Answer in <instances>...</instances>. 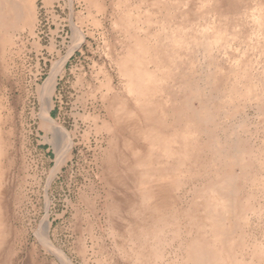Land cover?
<instances>
[{
  "label": "rangeland",
  "instance_id": "rangeland-1",
  "mask_svg": "<svg viewBox=\"0 0 264 264\" xmlns=\"http://www.w3.org/2000/svg\"><path fill=\"white\" fill-rule=\"evenodd\" d=\"M90 1L0 0V264H264V0Z\"/></svg>",
  "mask_w": 264,
  "mask_h": 264
},
{
  "label": "bare ground",
  "instance_id": "bare-ground-1",
  "mask_svg": "<svg viewBox=\"0 0 264 264\" xmlns=\"http://www.w3.org/2000/svg\"><path fill=\"white\" fill-rule=\"evenodd\" d=\"M92 1V0H91ZM90 1V2H91ZM93 1H95V0H93ZM127 1V0H126ZM149 1V0H148ZM187 1V0H186ZM186 1H184V2H186ZM190 1V0H189ZM195 1V0H194ZM203 1V0H202ZM202 1H201V3H202ZM204 1H206V0H204ZM203 1V2H204ZM208 1V0H207ZM207 1H206V3L205 4H207ZM212 1H214V0H212ZM221 1V0H220ZM219 1V2H220ZM22 2V1H21ZM28 2V1H27ZM168 2V1H167ZM210 2V0L208 1V3ZM13 3V2H12ZM172 3V2H171ZM187 3H188V1H187ZM203 3V4H204ZM212 3V2H211ZM214 3V2H213ZM221 3V2H220ZM97 4V3H96ZM180 4H182V3H180ZM180 4H178V5H180ZM216 4H218L217 2H216ZM216 4H215V6H216ZM222 4V3H221ZM225 4V3H224ZM153 5V4H152ZM163 5V4H162ZM175 5H177L176 3H175ZM174 5V6H175ZM209 5V4H208ZM29 6V5H28ZM94 6V5H93ZM151 6V5H150ZM167 6V5H166ZM193 6H196L195 4L193 5ZM202 5H200V7H201ZM97 7V6H96ZM170 7V6H169ZM181 7V6H180ZM184 7V6H183ZM197 7H199V6H197ZM199 7V8H200ZM211 7V6H210ZM201 8H203V7H201ZM200 8V9H201ZM213 8V7H212ZM221 8V7H220ZM141 9V8H140ZM172 10H174L173 8H171ZM176 9H178V6H177V8ZM192 9V8H191ZM215 11H216V9L215 8H213ZM264 9V8H263ZM99 10V9H98ZM97 10V11H98ZM130 10V9H129ZM179 10V9H178ZM186 10V9H185ZM138 11V10H137ZM213 11V10H212ZM17 12H18V10H17ZM130 12V11H129ZM171 12V11H170ZM132 12H130V14H131ZM135 13V12H134ZM158 13V12H157ZM214 13V11L212 12V14ZM219 13H220V11H219ZM226 13V12H225ZM176 14H177V12H176ZM202 14H203V12H202ZM206 14V13H205ZM221 14V13H220ZM187 15V14H186ZM194 15V14H193ZM136 16V15H135ZM163 16V15H162ZM175 16V15H174ZM225 16H227V15H225ZM225 16H222V18H224ZM33 17V16H32ZM164 17V16H163ZM183 17H185L184 16V14H183ZM175 18V17H174ZM193 18V17H192ZM194 18H196V17H194ZM193 18V19H194ZM214 18V17H213ZM219 18H220V16H219ZM218 18V19H219ZM126 19H128V18H126ZM132 19V18H131ZM140 19V18H139ZM142 19V18H141ZM146 19V18H145ZM180 19V18H179ZM183 19V18H182ZM186 19V18H185ZM193 19H191V20H193ZM201 19V18H200ZM211 19H212V16H211ZM198 20V19H197ZM213 20V19H212ZM220 20V19H219ZM218 20V21H219ZM227 20V19H226ZM118 21V20H117ZM122 21V20H121ZM129 21V20H128ZM176 21H177V19H176ZM185 21V20H184ZM189 21V20H188ZM120 22V21H119ZM127 22V21H126ZM143 22V21H142ZM178 22H180V21H178ZM216 22H217V20H216ZM140 23V22H139ZM185 23V22H184ZM183 23V25H185ZM189 23V22H188ZM198 23V22H197ZM203 23V22H202ZM214 23V22H213ZM213 23H210V24H213ZM118 24V23H117ZM179 24V23H178ZM194 24V23H193ZM214 24H216V23H214ZM218 24H219V22H218ZM218 24H216L215 26L217 27V28H215V29H219L218 27H220ZM122 25V24H121ZM120 25V26H121ZM140 25V24H139ZM168 25V24H167ZM207 25V24H206ZM141 26V25H140ZM143 26V25H142ZM192 26V25H191ZM196 26V25H195ZM213 26L214 25H212V28H213ZM115 27H117V26H115ZM119 27V26H118ZM123 27V26H122ZM167 27V26H166ZM178 27H179V25H178ZM189 27V26H188ZM199 27H201V26H199ZM225 27H226V25H225ZM184 28H185V26H184ZM196 28H198L197 26H196ZM202 29H203V27H201ZM200 28V29H201ZM206 28H207V26H206ZM209 28V27H208ZM208 28H207V30H202V31H204V32H206V31H208ZM2 29V28H1ZM163 29V28H162ZM214 28L213 29H210L211 31L213 30L214 32L216 31ZM225 29H227V27L225 28ZM225 29H223L224 31H225ZM165 30V29H164ZM186 30H187V28H186ZM220 30V29H219ZM161 31V30H160ZM197 31L198 30H196V32L195 31H190V32H195L194 33V37H195V40H196V38H198V39H200L199 37H197V36H195V34L197 33ZM200 32V34H202L203 35V32ZM212 31V32H213ZM224 31H223V33H224ZM119 32V31H118ZM213 32V33H214ZM225 32H227V31H225ZM123 33V32H122ZM128 33H129V31H128ZM198 33H199V31H198ZM223 33H221L222 35L221 36H225V33H224V35H223ZM215 34H216V32L214 33V34H212L213 36H215ZM217 34H219L218 33V31H217ZM127 35V34H126ZM168 35V34H167ZM193 34H191V36H192ZM201 35V36H202ZM206 35H208L207 33H206ZM211 35V32H209V36ZM211 35V37H213ZM125 36V35H124ZM123 36V37H124ZM128 36H129V34H128ZM188 36V35H187ZM190 36V37H191ZM220 36V34H219V37H221ZM230 35H228L227 37H229ZM193 37V36H192ZM191 37V38H192ZM203 37V36H202ZM210 37V38H211ZM233 37H234V35H233ZM121 38V37H120ZM165 38V37H164ZM167 38H168V36H167ZM190 38V39H191ZM226 38V37H225ZM224 38V39H225ZM116 39V38H115ZM117 39H119V38H117ZM194 39V38H193ZM197 39V40H198ZM207 40H209L208 38H206ZM206 39H205V42L204 43H206ZM215 39V38H214ZM213 39V40H214ZM222 40H224L223 39V37L221 38ZM227 39V38H226ZM114 40V39H113ZM122 40V39H121ZM128 40V39H127ZM132 40V39H131ZM138 40H139V38H138ZM168 40V39H167ZM178 40V39H177ZM194 40V41H195ZM200 40H202V39H200ZM199 40V41H200ZM220 40V39H219ZM165 41V40H164ZM183 41V40H182ZM187 41V40H186ZM119 42V41H118ZM121 42V41H120ZM129 42V41H128ZM141 42H142V40H141ZM144 42V41H143ZM170 42V41H169ZM196 42V41H195ZM194 42V43H195ZM201 42V41H200ZM213 42H216V39L213 41ZM217 42H219L218 40H217ZM216 42V43H217ZM117 43V42H116ZM124 43V42H123ZM151 43V42H150ZM180 43V42H179ZM196 43H198V41L196 42ZM195 43V44H196ZM115 44V43H114ZM113 44V45H114ZM129 44V43H128ZM174 44V43H173ZM178 44V43H177ZM182 44V43H181ZM189 44V43H188ZM124 45V44H123ZM132 45V44H131ZM135 45V44H134ZM205 45H207V44H205ZM127 46H129V45H127ZM146 46V45H145ZM166 46V45H165ZM164 46V47H165ZM174 47V46H173ZM176 47V46H175ZM181 48H182V45L180 46ZM124 48V47H123ZM134 48V47H133ZM139 48V47H138ZM145 48V47H144ZM206 47H204V50H206L205 49ZM112 49H113V46H112ZM119 49V48H118ZM183 49V48H182ZM174 50V49H173ZM114 51V50H113ZM120 51V50H119ZM132 51V50H131ZM130 51V52H131ZM140 51V50H139ZM169 51V50H168ZM171 51V50H170ZM210 51V50H209ZM116 52V51H115ZM114 52V53H115ZM174 52V51H173ZM203 52V51H202ZM205 52V51H204ZM110 53V52H109ZM138 53V52H137ZM167 53V52H166ZM180 53V52H179ZM183 53V52H182ZM117 54V53H116ZM128 54V53H127ZM184 54V53H183ZM124 55V54H123ZM122 55V56H123ZM140 55V54H139ZM142 55V54H141ZM147 55H148V52H147ZM177 55V54H176ZM224 55V54H223ZM125 57V56H124ZM127 57V56H126ZM125 57V58H126ZM131 57V56H130ZM146 57V56H145ZM170 57V56H169ZM186 57V56H185ZM116 58V57H115ZM150 58V57H149ZM167 58H168V56H167ZM174 58V57H173ZM203 58V57H202ZM229 58V57H228ZM127 59V58H126ZM133 59V58H132ZM141 59H143V58H141ZM175 59V58H174ZM239 59V58H238ZM115 60V59H114ZM131 60V59H130ZM135 60V59H134ZM133 60V61H134ZM166 61V60H165ZM168 61V60H167ZM228 61V60H227ZM250 61V60H249ZM214 62V61H213ZM218 62V61H217ZM231 62H232V60H231ZM167 63V62H166ZM184 63V62H183ZM227 63V62H226ZM171 64V63H170ZM59 66V68L62 66V65H60V64H58ZM133 66V65H132ZM173 66V65H172ZM137 67V66H136ZM167 67V66H166ZM178 67H180V66H178ZM59 68H52V70L50 71V74L48 75V77L46 78V80L44 81V84H43V86H42V89H43V92H44V96L42 97L43 99V102H42V106H43V111H44V118L43 119H45L46 120V122H48L50 125H51V129H52V133H53V130H57L56 131V133L60 130L61 131V126H60V124L54 119V118H52V116H51V114H50V111H51V109H52V102H51V99H50V94H51V92L53 91V89H54V87H55V82H56V75H57V72H58V70H59ZM221 68V67H220ZM136 69V68H135ZM173 69V68H172ZM176 69V68H175ZM179 69V68H178ZM112 70V69H111ZM139 70H137L136 72H138ZM143 71V70H142ZM169 71V70H168ZM170 72V71H169ZM175 72V71H174ZM253 72V71H252ZM139 73V72H138ZM146 73V72H145ZM177 73V72H176ZM218 73V72H217ZM109 74V73H108ZM171 74V73H170ZM112 75V74H111ZM111 75H109V76H111ZM113 76V75H112ZM149 75H145V74H143V75H141V77H138V79L141 81V82H146L148 79H149V77H148ZM172 76V75H171ZM119 77V76H118ZM124 78V77H123ZM155 79V78H154ZM116 80V79H115ZM121 80H122V78H121ZM222 80V79H221ZM114 81V80H113ZM117 81V80H116ZM123 81V80H122ZM119 82V81H118ZM121 82V81H120ZM155 83H159L158 81L157 82H155ZM123 84V83H122ZM182 84V83H181ZM151 86V85H150ZM112 88H113V86H112ZM152 89V88H151ZM177 89V88H176ZM41 90V89H40ZM111 90V89H110ZM124 90V89H123ZM142 89H140V91H141ZM103 91V90H102ZM109 91V90H108ZM113 91V90H112ZM150 91V90H149ZM145 92V91H144ZM102 93V92H101ZM113 93V92H112ZM115 93V92H114ZM154 93V92H153ZM219 93V92H218ZM140 94H141V92H140ZM151 94V93H150ZM157 94V93H156ZM181 94V93H180ZM184 94H185V92H184ZM196 94H198V93H196ZM195 94V95H196ZM221 94V93H220ZM223 94V93H222ZM107 95H109V94H107ZM116 95V94H115ZM124 95V94H123ZM234 96H236V95H234ZM108 97H110V96H108ZM150 97H151V95H150ZM160 97V96H159ZM187 97V96H186ZM102 98V97H101ZM105 98V97H104ZM125 98V97H124ZM126 98H127V96H126ZM126 98H125V100H126ZM196 98V97H195ZM210 98V97H209ZM219 98V97H218ZM217 98V99H218ZM241 98V97H240ZM143 99V98H142ZM147 99V98H146ZM151 99H152V97H151ZM230 99V98H229ZM110 100V99H109ZM181 100V99H180ZM203 100V98L201 99V101ZM208 100V99H207ZM214 100V99H213ZM104 101H106V100H104ZM197 101H199L198 99H197ZM204 101H206V100H204ZM209 101V100H208ZM221 101V100H220ZM231 101V100H230ZM109 102V101H108ZM123 102V101H122ZM125 102V101H124ZM110 103V102H109ZM129 103V102H128ZM200 103V102H199ZM115 104V103H114ZM220 104V103H219ZM227 104V103H226ZM154 105V104H153ZM157 105V104H156ZM186 105H188V104H186ZM191 105H192V103H191ZM197 105V104H196ZM213 105V104H212ZM208 107V106H207ZM213 108V107H212ZM237 108V107H236ZM151 109H153L152 107H151ZM182 109V108H181ZM189 109V108H188ZM220 109V108H219ZM222 109V108H221ZM137 110V109H136ZM135 110V111H136ZM190 110V109H189ZM205 110V109H204ZM148 111V110H147ZM184 111V110H183ZM153 112V111H152ZM216 112V111H215ZM214 112V113H215ZM260 112V111H259ZM200 113V112H199ZM202 113H203V111H202ZM212 113V112H211ZM221 113V112H220ZM136 114V113H135ZM145 114V113H144ZM157 114V113H156ZM189 114V113H188ZM194 115V114H193ZM210 115V114H209ZM151 116V115H150ZM251 116V115H250ZM257 116V115H256ZM163 117V116H162ZM199 117V116H198ZM132 118H133V116H132ZM182 118V117H181ZM262 118V117H261ZM131 119V118H130ZM160 120V119H159ZM194 120V119H193ZM200 120V119H199ZM214 120V119H213ZM261 120V119H260ZM104 121V120H103ZM109 121V120H108ZM142 121V120H141ZM191 121V120H190ZM262 121V120H261ZM117 122V121H116ZM165 122V121H164ZM171 122V121H170ZM103 123V125H104V122H102ZM107 123V122H106ZM106 123H105V126H106ZM185 123V122H184ZM183 123V124H184ZM164 124V123H163ZM263 124V123H262ZM97 125H99V124H97ZM103 125H101V126H103ZM110 125H111V123H110ZM169 125H172V124H169ZM191 125V124H190ZM161 126V125H160ZM165 126V125H164ZM214 126V125H213ZM244 126V125H243ZM242 126V127H243ZM96 127V126H95ZM157 127V126H156ZM226 127V126H225ZM245 127V126H244ZM259 127V126H258ZM63 128V127H62ZM98 128V127H97ZM170 128H171V126H170ZM208 128V127H207ZM229 128V127H228ZM252 128H254V127H252ZM64 129V128H63ZM123 129V128H122ZM142 129V128H141ZM120 130V129H119ZM143 130V129H142ZM65 131V130H64ZM112 131V130H111ZM149 131V130H148ZM168 131H169V129H168ZM218 131V130H217ZM127 132V131H126ZM138 132V131H137ZM144 132V131H143ZM151 132V131H150ZM154 133H155V131H153ZM243 132V131H242ZM261 132V131H260ZM56 133H54V134H56ZM153 133V134H154ZM161 133V132H160ZM207 133V132H206ZM251 133V132H250ZM53 134V135H54ZM59 134V135H58ZM58 134H56V135H58L59 137H60V139H61V135H64V134H61V133H58ZM66 134V133H65ZM145 134H148L147 132L145 133ZM156 134V133H155ZM162 134V133H161ZM158 135H160V134H158ZM212 135V134H211ZM214 135H216V134H214ZM116 136V135H115ZM155 136V135H154ZM164 136H165V134H164ZM173 136V135H172ZM64 137V136H63ZM112 137H113V135H112ZM117 137V136H116ZM143 137H145V135L143 136ZM168 137H169V135H168ZM180 137H181V135H180ZM155 138V137H154ZM161 138H162V136H161ZM147 138L145 137V140H146ZM163 139V138H162ZM64 140V139H63ZM131 140V139H130ZM144 140V139H143ZM70 141V140H69ZM116 141V140H115ZM147 141V140H146ZM149 141V140H148ZM179 141V140H178ZM64 142V141H63ZM62 142V143H63ZM111 142V141H110ZM144 142V141H143ZM166 142V141H165ZM187 142V141H186ZM64 143H68V140H67V137H66V142H64ZM113 143H114V141H113ZM140 143H142V142H140ZM173 143H175V142H173ZM182 143V142H181ZM58 144H59V142H58ZM111 144V143H110ZM143 144V143H142ZM177 144V143H176ZM183 144V143H182ZM109 145V144H108ZM112 145V144H111ZM138 145V144H137ZM61 146H63V145H61ZM150 146V145H149ZM158 146H159V144H158ZM69 147V146H68ZM119 147V146H118ZM261 147V146H260ZM182 148V147H181ZM135 149V148H134ZM143 149V148H142ZM178 149V148H177ZM188 149V148H187ZM124 150V149H123ZM171 150V149H170ZM125 151V150H124ZM143 151V150H142ZM167 151H169V150H167ZM166 151V152H167ZM153 152V151H152ZM181 152V151H180ZM143 153V152H142ZM149 153H151L150 151H149ZM169 153V152H168ZM174 153V152H173ZM178 153V152H177ZM178 154H181V153H178ZM257 154V153H256ZM155 155V154H154ZM168 155V154H167ZM166 155V156H167ZM172 155V154H171ZM128 156V155H127ZM130 156V155H129ZM172 157V156H171ZM129 158V157H128ZM147 158V157H146ZM145 158V159H146ZM221 158V157H220ZM258 158V157H257ZM179 159V158H178ZM181 159V158H180ZM180 159H179V161H180ZM183 159V158H182ZM237 159V158H236ZM259 159V158H258ZM130 160V159H129ZM226 161V160H225ZM257 161V160H256ZM133 162V161H132ZM146 162H147V160H146ZM181 162V161H180ZM131 163V162H130ZM257 163H258V161H257ZM161 164V163H160ZM160 164H158V165H160ZM104 165V164H103ZM165 165V164H164ZM179 165V164H178ZM181 165V164H180ZM184 166V165H183ZM189 166V165H188ZM235 166V165H234ZM165 167V166H164ZM163 167V168H164ZM232 167V166H231ZM121 168V167H120ZM178 168V167H177ZM245 168V167H244ZM133 169V168H132ZM239 169V168H238ZM246 169V168H245ZM244 169V170H245ZM117 170H119V169H117ZM165 170H166V168H165ZM170 170V169H169ZM168 170V171H169ZM181 170V169H180ZM247 170V169H246ZM167 171V172H168ZM171 171H173V170H171ZM264 171V170H263ZM140 172V171H139ZM170 172V171H169ZM176 172V171H175ZM230 172H232L231 171V169H230ZM172 173H174V172H172ZM235 173V172H234ZM179 174V173H178ZM241 174V173H240ZM248 174V173H247ZM246 174V175H247ZM165 175V174H164ZM174 175V174H173ZM139 176V175H138ZM143 176H145V175H143ZM228 176V175H227ZM140 177V176H139ZM142 177V176H141ZM156 177H158V176H156ZM159 177H161V176H159ZM168 177V176H167ZM172 177V176H171ZM179 177H181V176H179ZM252 177V176H251ZM162 178V177H161ZM166 178V177H165ZM234 178V177H233ZM128 179V178H127ZM164 179V178H163ZM178 179V178H177ZM230 179V178H229ZM248 179H249V177H248ZM262 179V178H261ZM149 180H150V178H149ZM152 180V179H151ZM168 180V179H167ZM167 180H163L164 182H166ZM119 182V181H118ZM152 182V181H151ZM174 182H175V180H174ZM133 183V182H132ZM139 183V182H138ZM143 183V182H142ZM173 183V182H172ZM258 183H260V182H258ZM176 184H178V183H176ZM139 185H140V183H139ZM152 185V184H151ZM154 185V184H153ZM167 185H169V183H167ZM252 185H254V184H252ZM129 186V185H128ZM174 186V185H173ZM230 186V185H229ZM264 186V185H263ZM168 187V186H167ZM224 187H225V185H224ZM253 187V186H252ZM257 187V186H256ZM174 188V187H173ZM177 188H178V186H177ZM247 188V187H246ZM132 189V188H131ZM162 189H163V187H162ZM223 189V188H222ZM130 190V189H129ZM164 190H165V188H164ZM168 190V189H167ZM180 190V189H179ZM152 191V190H151ZM175 191V190H174ZM210 191H212V190H210ZM233 191V190H232ZM117 192V191H116ZM153 192V191H152ZM161 192H164L163 190H161ZM239 192V191H238ZM160 193V192H159ZM171 193V192H170ZM216 193V192H215ZM235 193V192H234ZM135 194V193H134ZM140 194H142V193H140ZM162 194V193H161ZM164 194V193H163ZM208 194V193H207ZM233 194V193H232ZM122 195V194H121ZM136 195V194H135ZM166 195V194H165ZM172 195V194H171ZM209 195V194H208ZM213 195V194H212ZM228 195V194H227ZM118 196H120L119 195V193H118ZM166 196H168V195H166ZM165 196V197H166ZM203 196H205V195H203ZM125 197V196H124ZM130 197V196H129ZM133 197V196H132ZM145 197V196H144ZM197 197V196H196ZM215 197V196H214ZM219 197H221V196H219ZM170 198V197H169ZM216 198V197H215ZM130 199V198H129ZM137 199H138V197H137ZM144 199V198H143ZM166 199V198H165ZM173 198L171 197V200H172ZM208 199V198H207ZM227 199V198H226ZM122 200V199H121ZM218 200V199H217ZM223 200V199H222ZM131 202H132V200H130ZM161 201V200H160ZM196 201V200H195ZM197 201H199V200H197ZM216 201V200H215ZM229 201V200H228ZM137 202V201H136ZM139 202V201H138ZM162 202V201H161ZM160 202V203H161ZM206 202V201H205ZM134 203V202H133ZM193 203V202H192ZM204 203V202H203ZM218 203V202H217ZM138 204V203H137ZM151 204V203H150ZM195 204V203H194ZM129 205V204H128ZM131 205H132V203H131ZM206 205V204H205ZM216 205V204H215ZM236 205V204H235ZM130 206V205H129ZM128 206V207H129ZM161 206V205H160ZM107 207V206H106ZM135 207V206H134ZM138 207V206H137ZM186 207V206H185ZM211 207V206H210ZM230 207V206H229ZM141 208V206L139 207V210H141L140 209ZM221 208V207H220ZM128 209V208H127ZM161 209V208H160ZM185 209V208H184ZM205 209V208H204ZM230 209V208H229ZM245 209V208H244ZM186 210H188V209H186ZM191 210H192V208H191ZM200 210V209H199ZM212 210V209H211ZM232 210V209H231ZM242 210V209H241ZM161 211V210H160ZM129 212V211H128ZM131 212H133V211H131ZM148 213H149V211H148ZM191 213V212H190ZM193 213V212H192ZM209 213V212H208ZM207 213V214H208ZM224 213V212H223ZM222 213V214H223ZM232 213V212H231ZM244 213V212H243ZM134 214V213H133ZM175 214V213H174ZM241 214V213H240ZM122 215V214H121ZM150 215V214H149ZM185 215V214H184ZM198 215V214H197ZM197 215H196V217H197ZM145 216H147V215H145ZM181 216H183V215H181ZM187 216V215H186ZM191 216V215H190ZM207 216V215H206ZM210 216V215H209ZM129 217V216H128ZM133 218H134V215L132 216ZM136 217V216H135ZM180 217V216H179ZM185 217V216H184ZM235 217V216H234ZM240 217V216H239ZM251 217V216H250ZM124 218V217H123ZM144 218V217H143ZM148 218V217H147ZM170 218V217H169ZM194 218V217H193ZM192 218V219H193ZM199 218V217H198ZM119 219H120V217H119ZM149 219H150V217H149ZM172 219V218H171ZM185 219V218H184ZM191 219V218H190ZM196 219V218H195ZM248 219V218H247ZM166 220V219H165ZM239 220V219H238ZM142 221V220H141ZM153 221V220H152ZM208 221V220H207ZM145 222V221H144ZM189 222V221H188ZM192 222H193V220H192ZM233 222V221H232ZM159 223V222H158ZM198 223V222H197ZM143 224V223H142ZM152 224V223H151ZM223 224V223H222ZM130 225V224H129ZM140 225H141V223H140ZM163 225V224H162ZM189 225V224H188ZM204 225V224H203ZM215 225V224H214ZM246 225V224H245ZM191 226H192V224H191ZM230 226V225H229ZM145 227H147L148 228V226L146 225ZM158 227V226H157ZM182 227V226H181ZM195 227V226H194ZM199 227V226H198ZM205 227V226H204ZM240 227V226H239ZM246 227V226H245ZM130 228V227H129ZM152 228V227H151ZM151 228H149V230H152ZM189 228V227H188ZM232 228V227H231ZM230 228V229H231ZM128 229V228H127ZM141 229V228H140ZM201 229H202V227H201ZM200 229V230H201ZM144 230H145V228H144ZM215 230H216V228H215ZM217 230H218V228H217ZM219 230H221V229H219ZM237 230V229H236ZM136 231V230H135ZM147 231H148V229L146 230V233H147ZM156 231V230H155ZM196 231V230H195ZM226 231H227V229H226ZM129 232V231H128ZM141 232V231H140ZM159 232H161V231H159ZM158 232V233H159ZM207 232V231H206ZM199 233V232H198ZM210 234V233H209ZM234 234V233H233ZM160 235V234H159ZM211 235V234H210ZM214 235V234H213ZM224 235V234H223ZM145 236V235H144ZM143 236V237H144ZM149 236H150V234H149ZM149 236H147V238H149ZM156 236V235H155ZM209 236V235H208ZM212 236V235H211ZM157 237V236H156ZM199 237V236H198ZM47 238V237H46ZM142 238V237H141ZM145 238V237H144ZM143 238V239H144ZM216 238V237H215ZM198 239V238H197ZM196 240V239H195ZM200 240V239H199ZM205 240V239H204ZM203 240V241H204ZM211 240V239H210ZM234 240V239H233ZM201 242V241H200ZM229 242V241H228ZM242 242V241H241ZM135 243V242H134ZM208 243H209V241H208ZM227 244V243H226ZM233 244V243H232ZM215 245V244H214ZM224 245V244H223ZM238 246V245H237ZM228 247V246H227ZM226 247V248H227ZM232 248V247H231ZM235 252V251H234ZM264 252V251H263ZM188 253V252H187ZM140 256V255H139ZM229 256V255H228ZM236 257V256H235ZM189 258V257H188ZM236 259V258H235ZM258 259H259V257H258ZM229 260V259H228ZM224 261V260H223ZM141 262V261H140ZM232 262V261H231ZM263 262V261H262ZM185 263V262H184Z\"/></svg>",
  "mask_w": 264,
  "mask_h": 264
}]
</instances>
